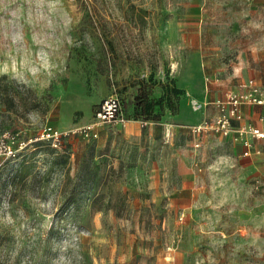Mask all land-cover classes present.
<instances>
[{"label":"rangeland","instance_id":"1","mask_svg":"<svg viewBox=\"0 0 264 264\" xmlns=\"http://www.w3.org/2000/svg\"><path fill=\"white\" fill-rule=\"evenodd\" d=\"M188 73L206 107L264 82V0H0L4 128H78L110 95L126 120L0 159V264H264V180L178 119Z\"/></svg>","mask_w":264,"mask_h":264},{"label":"built area","instance_id":"2","mask_svg":"<svg viewBox=\"0 0 264 264\" xmlns=\"http://www.w3.org/2000/svg\"><path fill=\"white\" fill-rule=\"evenodd\" d=\"M214 105L216 115L211 120H203L191 126L190 133L195 137L208 133L229 137L232 143L240 146V154L243 158L260 155L261 150L255 144L257 141H264V118H260L257 125L245 123L243 107L264 106V84L248 79L239 84L236 90L229 91L224 97L216 99ZM193 107L199 109L200 104L194 101ZM121 111L122 102L119 97L110 95L99 102L93 112L92 120L84 126L63 131L51 124H45L32 140L19 139L17 134H13L0 123V159H16L19 152L31 141H42L55 149L60 147L64 140L75 135L84 139H96L98 128L104 123H114L123 127L126 125ZM140 124L143 126L146 122L141 121ZM194 146L199 147L200 143L195 142ZM261 180L263 177L253 178L255 187H258Z\"/></svg>","mask_w":264,"mask_h":264},{"label":"crops","instance_id":"3","mask_svg":"<svg viewBox=\"0 0 264 264\" xmlns=\"http://www.w3.org/2000/svg\"><path fill=\"white\" fill-rule=\"evenodd\" d=\"M248 79H253L257 83L264 84V82H262L259 79H256L255 77H247L245 80L239 82L234 89H229V90H227V92L232 91V90H236L238 88L239 84H241L242 82H244ZM195 80H196V78L193 77L192 73H188L186 78L184 80H182L179 84L180 89H184L185 87L186 88L187 87L192 88V91L194 93L193 95L195 97V99L191 100V108H189V106H187V105L185 106V108H182L181 113H180L179 118H178L186 126L187 125H193V124L195 125V124L200 123L203 120H206L205 119L206 114L208 116H211V118H213L217 113L215 105H214V101L218 98L224 97V95L227 93L226 92L223 96L216 97L214 99L213 103L211 104V106L206 107L205 105L201 104V101L206 99L207 93L201 91L200 85L199 86L197 85V87L194 90V85H196ZM194 101L197 102L198 104H200L199 109H195L193 107ZM59 108H67V106L61 105ZM201 116L204 117L203 120H201ZM243 118H244L245 123H251V124L257 125L259 123V119L264 118V106H244L243 107ZM58 126L60 127L59 130L65 131L67 128H68L67 130H69V127L67 125L58 124ZM209 136L217 137L218 139L225 138L224 140L227 142H230L232 144V146L234 147V150H235L236 155H237V159L242 161L243 163H247L248 169L253 170L252 179L254 177L259 176V177H263V180H264V141H257L255 144L256 147L261 150L260 155H254L250 158H243V157H241V154H240V152H241L240 146L232 143V141L230 140L229 137H223L220 135H215L213 133H208V134H203L202 138L207 139Z\"/></svg>","mask_w":264,"mask_h":264},{"label":"trees","instance_id":"4","mask_svg":"<svg viewBox=\"0 0 264 264\" xmlns=\"http://www.w3.org/2000/svg\"><path fill=\"white\" fill-rule=\"evenodd\" d=\"M136 105H140V104H139V101L136 102ZM8 109H10V108H8ZM141 109H143L142 111H145L144 114H145V113H146V114H149V108L146 107V110H145V108H141Z\"/></svg>","mask_w":264,"mask_h":264}]
</instances>
